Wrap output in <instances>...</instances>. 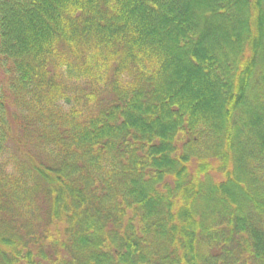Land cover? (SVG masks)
Returning <instances> with one entry per match:
<instances>
[{"label":"trees","instance_id":"1","mask_svg":"<svg viewBox=\"0 0 264 264\" xmlns=\"http://www.w3.org/2000/svg\"><path fill=\"white\" fill-rule=\"evenodd\" d=\"M0 264H264V0H0Z\"/></svg>","mask_w":264,"mask_h":264}]
</instances>
